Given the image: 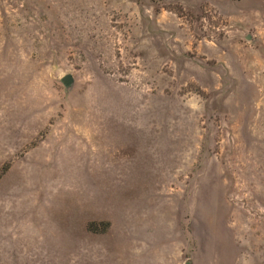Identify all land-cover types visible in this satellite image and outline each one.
Here are the masks:
<instances>
[{
    "label": "rangeland",
    "instance_id": "obj_1",
    "mask_svg": "<svg viewBox=\"0 0 264 264\" xmlns=\"http://www.w3.org/2000/svg\"><path fill=\"white\" fill-rule=\"evenodd\" d=\"M0 264H264V0H0Z\"/></svg>",
    "mask_w": 264,
    "mask_h": 264
},
{
    "label": "water",
    "instance_id": "obj_2",
    "mask_svg": "<svg viewBox=\"0 0 264 264\" xmlns=\"http://www.w3.org/2000/svg\"><path fill=\"white\" fill-rule=\"evenodd\" d=\"M73 82H74V80H73L72 76H70V75H66L60 79V83L62 84V86L64 88V93L68 92V90L72 87Z\"/></svg>",
    "mask_w": 264,
    "mask_h": 264
}]
</instances>
